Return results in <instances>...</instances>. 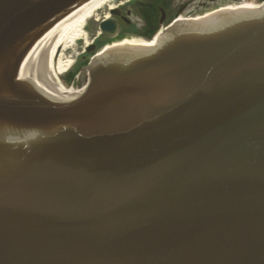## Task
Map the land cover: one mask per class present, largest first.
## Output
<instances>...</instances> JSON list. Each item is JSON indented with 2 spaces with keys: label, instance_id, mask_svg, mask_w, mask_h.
Masks as SVG:
<instances>
[{
  "label": "water",
  "instance_id": "1",
  "mask_svg": "<svg viewBox=\"0 0 264 264\" xmlns=\"http://www.w3.org/2000/svg\"><path fill=\"white\" fill-rule=\"evenodd\" d=\"M83 1L0 0V264H264V7L53 99L19 75Z\"/></svg>",
  "mask_w": 264,
  "mask_h": 264
},
{
  "label": "flooded vegetation",
  "instance_id": "2",
  "mask_svg": "<svg viewBox=\"0 0 264 264\" xmlns=\"http://www.w3.org/2000/svg\"><path fill=\"white\" fill-rule=\"evenodd\" d=\"M263 0H124L110 7L109 12L93 15L86 26L84 41L77 56L74 73L87 64L94 52L115 43L152 44L160 34L177 22L204 14L238 8L248 3ZM107 22V23H106ZM105 23V28L102 24ZM73 75L68 78L72 79Z\"/></svg>",
  "mask_w": 264,
  "mask_h": 264
},
{
  "label": "bare ground",
  "instance_id": "3",
  "mask_svg": "<svg viewBox=\"0 0 264 264\" xmlns=\"http://www.w3.org/2000/svg\"><path fill=\"white\" fill-rule=\"evenodd\" d=\"M105 1L107 0H89L63 19L29 55L22 67L21 77L27 78L29 76V78L35 79L43 90L47 88L53 91L55 96H71L72 94L69 93L75 88H66L57 84V79H59L61 72L66 71L71 66L72 61H64L63 65V62L59 60L58 65L54 66L56 54L65 49L67 39L74 42L75 38L82 33L84 21L92 16L95 10L101 8ZM245 7L252 8L254 6L247 4ZM72 28L73 30H71ZM61 44L64 46L60 48ZM133 45L139 44L134 42Z\"/></svg>",
  "mask_w": 264,
  "mask_h": 264
},
{
  "label": "rangeland",
  "instance_id": "4",
  "mask_svg": "<svg viewBox=\"0 0 264 264\" xmlns=\"http://www.w3.org/2000/svg\"><path fill=\"white\" fill-rule=\"evenodd\" d=\"M120 1H124V0H107V1H105L103 3V6L101 7V9L99 8L100 10L97 9L95 11H101V10L103 11L104 10V11H107V13H108V7H109V5H111V6L116 5ZM106 3H108L109 5H107ZM82 26H83V24H82ZM71 30H73V28ZM81 34L82 33H80L78 35V37L75 38L74 42L70 41V39H67L65 41V42H67V45L66 46H64V44H61L60 45V48L64 46L65 49H62L60 53L57 52L56 57H55L54 66L57 65V63L59 62V60L61 62H63L62 64L64 65V61H69L73 57L75 58L76 55H80L81 54V51L83 50L82 47L81 48H76L77 47L76 46V42L77 43L79 42L78 39L81 36ZM82 44L85 46V43H82ZM70 55H72V56H70ZM72 72H73V69L71 71H68V72L64 73V75H66L68 77V75L69 74H72ZM63 78H65V76Z\"/></svg>",
  "mask_w": 264,
  "mask_h": 264
}]
</instances>
